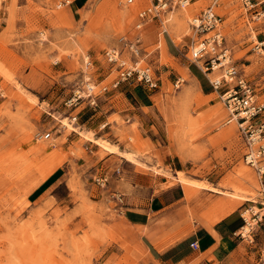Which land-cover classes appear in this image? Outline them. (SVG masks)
<instances>
[{"label":"rangeland","instance_id":"obj_1","mask_svg":"<svg viewBox=\"0 0 264 264\" xmlns=\"http://www.w3.org/2000/svg\"><path fill=\"white\" fill-rule=\"evenodd\" d=\"M129 1L89 0L77 7L58 6L56 0H0V264H160L145 229L169 245L202 227L199 219L219 214L210 207L221 202L236 204L230 212L239 207L264 213L258 207H264V176L246 164L237 124L226 123L229 113L209 72L189 59L198 39L191 20L212 0H191L186 9L172 6L142 29L137 8L153 0ZM221 4L226 46L264 101V53L253 49L264 39V17H255L241 0ZM113 47L128 65L149 67L159 88L121 83L98 99V107L87 101L65 105L87 81L101 86L117 78L115 65L112 70L104 57ZM134 89L154 94L161 118L157 144L119 113L104 117L114 90L120 97ZM89 118L94 123L85 126ZM107 121L114 122V136L127 149L158 159L148 167L128 152L145 177L163 181L148 182L149 189L127 187L116 177L118 168L112 189L111 173L97 169L109 151L86 139L111 144ZM105 174L108 181L101 185L96 179ZM169 189L177 191L173 204L152 214L148 226L127 221L123 197L150 198ZM187 223L191 227L183 233Z\"/></svg>","mask_w":264,"mask_h":264},{"label":"crops","instance_id":"obj_2","mask_svg":"<svg viewBox=\"0 0 264 264\" xmlns=\"http://www.w3.org/2000/svg\"><path fill=\"white\" fill-rule=\"evenodd\" d=\"M88 1L74 0L73 5L78 7ZM150 6H139L137 8L139 9L138 14ZM167 21L169 22L170 19ZM146 25L147 23L145 22L140 26L137 25V28L142 29ZM173 43L179 50L174 41ZM111 94L110 102L106 103L105 106L106 113L104 117L106 119H108L110 112L115 111L126 120L129 126L136 123L137 131L143 139L149 138L155 144L161 141L159 132V129H161V118L157 114L154 94L142 89L128 90L127 93L122 94L120 97H118V91L116 90ZM82 118L84 119V115H82ZM107 122L110 129L106 133H110V142L119 151L106 152L104 156H101L97 169L99 168L102 173H111L112 189H114V170L118 168L121 169V172L117 173V179L124 181L123 184L125 186H127L126 183H130L132 188L149 189L148 182L162 180L158 176H155L154 179L145 177L144 173L146 172H143L137 163L129 160L123 152L132 153L139 162L146 164L148 167L158 165V159L153 156H145V154L137 155L134 150L127 149L125 144L114 136V122ZM92 123H94L93 119L89 118L85 126ZM98 149L97 147L96 150ZM127 187L126 189H128ZM176 193V190L169 189L150 198L136 194L123 197L122 200L127 203L123 212L125 218L130 224L144 228V226L150 224L152 214L165 213L168 210L170 205L173 204L171 202ZM235 206L236 204L233 202H221L219 205L210 207L212 210L220 211V213L214 217L207 216L199 219L200 223L203 224L202 227L189 234L187 233L188 235L184 234L183 238L180 237V240L169 245L159 241L155 235L149 234L148 229H145L144 234L149 237L152 244L149 247V251L160 264H264V216L251 234L242 236L240 231L244 223L242 218L243 211L238 207L230 212L231 208L233 209ZM258 207L264 209L263 206ZM190 227V224H185L183 233ZM194 241L198 242V248L191 247V243Z\"/></svg>","mask_w":264,"mask_h":264},{"label":"built area","instance_id":"obj_3","mask_svg":"<svg viewBox=\"0 0 264 264\" xmlns=\"http://www.w3.org/2000/svg\"><path fill=\"white\" fill-rule=\"evenodd\" d=\"M58 6L70 5L74 0H56ZM130 0L129 2H131ZM191 0H154L152 5L143 10L139 16L143 23L149 18H160L165 10L175 7H186ZM246 10H253L255 17H264V0H241ZM221 0H212L211 4L200 14L194 16L191 20V27L198 39L191 47V56L189 59L197 64L203 72L207 74L213 88L220 92V97L225 104L229 116L227 123L236 121L238 131L244 142V159L248 166L253 168L261 178L264 176V101L258 97L255 87L248 80L247 76L239 69L237 61L233 58L230 49L226 46L224 34L220 28L223 16L217 12V7ZM142 23V24H143ZM2 20L0 18V26ZM142 24H139L142 25ZM254 51L263 55L264 39L257 40L254 45ZM104 57L114 69L118 71L117 78L110 84L101 85L94 81H87L83 86H78L72 96L65 101L68 107H76L84 101L92 107H98V99L110 91V87L117 88L121 83H128L147 90H156L159 88V77L149 68L142 67L135 63L128 65L123 60L121 51L118 48H110L104 51ZM219 68V77H210V74ZM183 79L178 77L175 86L180 88ZM74 123L78 120V115L71 116ZM107 124H104L105 127ZM51 133H47L49 138ZM99 184L105 185L108 176L105 174L96 179ZM250 212L249 218L244 216ZM242 214L243 226L240 234L242 236L251 234L254 226L258 225L264 214L253 211L249 208ZM246 227L249 228L246 230ZM247 231V232H246ZM191 247L198 248L197 241L191 243Z\"/></svg>","mask_w":264,"mask_h":264},{"label":"bare ground","instance_id":"obj_4","mask_svg":"<svg viewBox=\"0 0 264 264\" xmlns=\"http://www.w3.org/2000/svg\"><path fill=\"white\" fill-rule=\"evenodd\" d=\"M180 18V17H179ZM183 19V18H182ZM181 19V20H182ZM177 20V19H176ZM179 20V19H178ZM177 20V21H178ZM185 20V19H184ZM165 22H168V21H165ZM185 22V21H184ZM182 24V23H181ZM185 24V23H184ZM167 25V24H166ZM184 25H182V27H183ZM230 51V50H229ZM123 60H125V59H123ZM126 61V60H125ZM127 62V61H126ZM218 69L219 68H216L215 70H214V72L213 73H218ZM212 73V74H213ZM220 75L219 74H217L215 77H219ZM214 77V78H215ZM227 109V108H226ZM228 119V118H227ZM226 123H227V120H226ZM231 123H234V124H236V121H231V122H229V123H227V124H231ZM64 125H66V126H71V124L70 123H64ZM86 135V134H85ZM47 136V134L45 135V137ZM86 139H88V140H90V141H94L96 144H98V145H100V146H102V147H104L105 149H107L109 152H114V151H119L118 149H117V147L116 146H114V145H112V144H109V143H106L105 141H100V140H97V139H93V137L91 138L90 136L89 137H87ZM123 154L129 159V160H132L133 161V157H132V155L130 154V153H128V152H123ZM178 177V176H177ZM259 177H260V175H259ZM180 181H182V182H186L187 181V179H185L184 177H182V176H180V178H178ZM198 185H200V186H203V187H205V188H209V189H211V190H216V188H214V187H210V186H208L207 184H204V183H197ZM248 212V211H247Z\"/></svg>","mask_w":264,"mask_h":264}]
</instances>
